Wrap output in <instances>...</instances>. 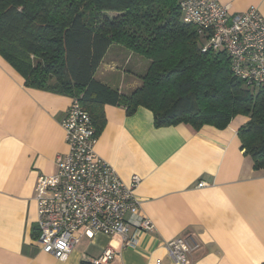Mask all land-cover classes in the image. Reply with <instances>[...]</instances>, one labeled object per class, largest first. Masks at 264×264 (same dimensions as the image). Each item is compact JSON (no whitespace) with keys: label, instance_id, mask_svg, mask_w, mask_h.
Masks as SVG:
<instances>
[{"label":"crops","instance_id":"crops-1","mask_svg":"<svg viewBox=\"0 0 264 264\" xmlns=\"http://www.w3.org/2000/svg\"><path fill=\"white\" fill-rule=\"evenodd\" d=\"M219 1L231 14L257 7L264 16V0ZM142 60L112 45L96 73L111 81L120 72L118 88L128 92L138 86L126 80L128 69ZM73 99L26 86L0 54V264H80L108 247L115 256L105 264H174L165 243L185 235L199 243L189 264L264 262V169L254 168L238 137L247 118L238 116L224 129L157 127L145 107L128 114L125 106L109 104L95 152L125 182L133 175L141 178L135 193L155 227L138 231L135 247L98 232L93 238L83 235L64 261L44 251L37 243L35 185L40 174L56 171L57 157L68 150L61 120Z\"/></svg>","mask_w":264,"mask_h":264},{"label":"trees","instance_id":"trees-1","mask_svg":"<svg viewBox=\"0 0 264 264\" xmlns=\"http://www.w3.org/2000/svg\"><path fill=\"white\" fill-rule=\"evenodd\" d=\"M206 41L183 22L179 0H0L2 57L26 86L78 99L97 135L108 104L128 114L145 107L157 127L224 129L244 116L241 147L264 169V85L235 77L227 53L203 51ZM112 45L149 60L141 84L128 92L96 77Z\"/></svg>","mask_w":264,"mask_h":264},{"label":"built area","instance_id":"built-area-1","mask_svg":"<svg viewBox=\"0 0 264 264\" xmlns=\"http://www.w3.org/2000/svg\"><path fill=\"white\" fill-rule=\"evenodd\" d=\"M179 7L183 22L207 37L203 51L224 50L235 77L251 87L264 85V16L257 7L234 14L219 0H179ZM61 125L68 150L57 157L56 171L40 174L35 185L40 229L37 243L62 261L83 235L93 238L98 232L118 235L124 247H135L137 232L155 227L141 212L135 193L141 178L133 175L125 182L95 152L96 127L78 99L72 100ZM132 226L136 227L133 233ZM165 247L174 264H189V255L199 243L185 235L167 241ZM113 256L114 249L108 247L93 263L105 264Z\"/></svg>","mask_w":264,"mask_h":264},{"label":"rangeland","instance_id":"rangeland-1","mask_svg":"<svg viewBox=\"0 0 264 264\" xmlns=\"http://www.w3.org/2000/svg\"><path fill=\"white\" fill-rule=\"evenodd\" d=\"M138 55V54H137ZM140 56V55H139ZM142 57V56H141ZM142 63L139 65V67H135L133 69H128V71L131 70V73L127 74L126 80H131L133 81V84L136 83L135 85H140L141 84V76L144 74V72L146 71L148 65H149V60H147L146 58L142 57ZM117 69V68H116ZM118 70L120 71L121 68H118ZM102 71V70H101ZM102 73V72H101ZM100 73V75L102 76V74ZM96 77H99V72L96 73ZM116 78H113L111 81H106L105 78H103L105 82L114 85L115 87H118L119 81H120V77L121 74L120 72L117 73V76H115ZM137 87V86H136Z\"/></svg>","mask_w":264,"mask_h":264}]
</instances>
